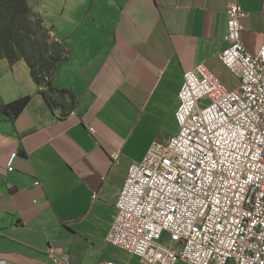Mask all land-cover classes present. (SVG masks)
<instances>
[{
	"label": "crops",
	"instance_id": "obj_1",
	"mask_svg": "<svg viewBox=\"0 0 264 264\" xmlns=\"http://www.w3.org/2000/svg\"><path fill=\"white\" fill-rule=\"evenodd\" d=\"M232 1L244 11L245 48L257 54L264 0L29 1L69 50L52 84L72 94L49 91L50 106L24 59L0 58V103L32 95L16 118L0 112V264H44L49 246L72 264H147L107 242L116 203L130 164L177 133L185 71L204 63L238 87L218 57Z\"/></svg>",
	"mask_w": 264,
	"mask_h": 264
},
{
	"label": "built area",
	"instance_id": "obj_2",
	"mask_svg": "<svg viewBox=\"0 0 264 264\" xmlns=\"http://www.w3.org/2000/svg\"><path fill=\"white\" fill-rule=\"evenodd\" d=\"M227 14L218 57L238 87L204 63L185 71L177 133L130 164L116 203L107 242L147 264H264V44L245 48L239 1ZM120 155L110 152L113 165ZM44 264L72 262L49 246Z\"/></svg>",
	"mask_w": 264,
	"mask_h": 264
},
{
	"label": "trees",
	"instance_id": "obj_3",
	"mask_svg": "<svg viewBox=\"0 0 264 264\" xmlns=\"http://www.w3.org/2000/svg\"><path fill=\"white\" fill-rule=\"evenodd\" d=\"M29 1L0 0V58H7L10 63L24 59L35 82L48 88L43 94L51 106L53 102L49 91L59 90L72 94L52 84L54 73L69 57V50L51 35ZM31 98L32 95L28 94L8 103H0V112L16 118Z\"/></svg>",
	"mask_w": 264,
	"mask_h": 264
},
{
	"label": "rangeland",
	"instance_id": "obj_4",
	"mask_svg": "<svg viewBox=\"0 0 264 264\" xmlns=\"http://www.w3.org/2000/svg\"><path fill=\"white\" fill-rule=\"evenodd\" d=\"M56 42V41H55Z\"/></svg>",
	"mask_w": 264,
	"mask_h": 264
}]
</instances>
